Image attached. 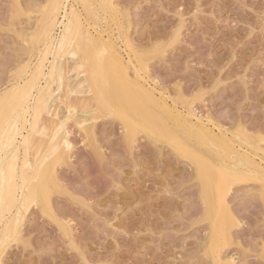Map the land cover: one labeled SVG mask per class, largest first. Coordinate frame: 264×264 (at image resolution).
Wrapping results in <instances>:
<instances>
[{"label": "rangeland", "instance_id": "obj_1", "mask_svg": "<svg viewBox=\"0 0 264 264\" xmlns=\"http://www.w3.org/2000/svg\"><path fill=\"white\" fill-rule=\"evenodd\" d=\"M99 2L77 5L92 35L110 17ZM46 3L0 0V90L36 52ZM112 7L119 29L109 20L106 37L121 43L126 61L132 56L130 76L142 73L148 86L165 93L174 114L203 117L253 160L244 170L224 163L227 172L187 144L181 126L173 136L158 133L134 113L138 122L126 128L122 105L94 109L91 75L78 53H69V97L57 89L55 114L45 113L41 124L47 134L65 126L72 147L61 160L49 156L41 183L54 187L50 202L41 190L39 205L32 202L18 232L0 244V264H264V0H113ZM157 110L163 118V108ZM29 162L31 175L38 165L32 152ZM225 179L224 205L208 209L204 188ZM219 213L226 226L217 240L220 262L211 256Z\"/></svg>", "mask_w": 264, "mask_h": 264}, {"label": "bare ground", "instance_id": "obj_2", "mask_svg": "<svg viewBox=\"0 0 264 264\" xmlns=\"http://www.w3.org/2000/svg\"><path fill=\"white\" fill-rule=\"evenodd\" d=\"M82 1L48 0L42 9L39 28L34 34V40L37 42L36 52L32 51L31 57L16 71L17 80L0 90V244L6 243L7 239L18 232L23 214L29 209L30 204L34 202L39 205L41 190L46 203L49 204L52 187L46 181L44 184L41 183L44 173L47 172L48 158L54 154L61 160L64 157V150L72 147L69 138L70 131L65 126L61 134L56 126L54 128L51 126L54 133L47 134L41 124L45 113L55 114L58 100L57 89L64 90L66 98L69 97L65 76L69 62L66 57L69 53L71 55L78 53L82 61L80 67L91 75L92 82L89 86L90 95L94 97L92 105L94 109L100 110L106 104L114 108L119 104L122 105L121 110L126 119L130 121H126L129 123L125 124L126 128H131L132 123L138 122L134 113L140 114L147 124H154L151 128L158 133L167 131L173 136L176 126H181L185 130L184 140L187 144L197 150H202L201 152L205 155L209 153L213 160L220 161L223 165L224 163L231 164L233 167L243 169L250 160H253L248 151L243 148L242 143L236 144L237 142L235 143V140L225 131L217 133L203 117H198V119L196 117L197 121H194L195 117L192 113L185 112L186 115L181 116V113L174 114L172 107L166 101L165 93L159 92L157 88L156 91L160 93L157 95L153 87L148 86L145 77L139 75L142 73H135L133 79L127 71L129 65L133 64L132 56L130 55L126 61L119 46L121 43L118 45L111 35L106 37L108 32L111 34L112 30L109 20H113L118 27L117 30L119 29L115 8L112 7L113 0L112 2L99 0L103 3L105 12L110 13V17H103L106 28L99 30L98 27H94L97 35L90 34L91 27L86 28L89 18L83 20L79 13L77 5ZM96 2L93 1V15L100 21L99 13L96 14L94 10ZM52 97L56 100L50 102L49 98ZM144 101L151 104L150 109L147 110L143 105ZM158 107L163 108V118L158 115ZM68 108H71L70 104ZM167 121L173 124H167ZM78 125L84 131L82 125ZM42 130L45 132L44 135L41 133ZM31 152L35 157L34 165L37 163L38 165L36 169L33 166L34 170L29 175V168L32 166L29 162ZM225 168L229 172L228 167L225 166ZM227 175V179L231 181L232 178L229 179L231 174ZM16 178L19 179V183L15 182ZM233 180L236 181V179ZM227 182L225 179L223 184H219L220 186L213 190L204 188L208 209L222 208L225 196L230 191ZM53 185L56 186V184ZM224 220V214L219 213L214 222V233L211 239V256L217 258L218 262L221 257L217 240L219 235L226 232ZM234 221L237 222V220Z\"/></svg>", "mask_w": 264, "mask_h": 264}]
</instances>
